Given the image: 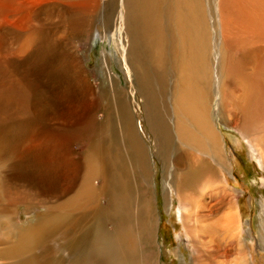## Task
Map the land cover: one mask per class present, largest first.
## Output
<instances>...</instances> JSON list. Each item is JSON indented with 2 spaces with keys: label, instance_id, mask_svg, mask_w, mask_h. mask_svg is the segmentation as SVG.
<instances>
[{
  "label": "bare ground",
  "instance_id": "6f19581e",
  "mask_svg": "<svg viewBox=\"0 0 264 264\" xmlns=\"http://www.w3.org/2000/svg\"><path fill=\"white\" fill-rule=\"evenodd\" d=\"M3 2L0 30L25 14L23 27L1 49V78L4 62L21 63L8 85L1 82L0 157L10 152L11 135L19 134L12 120L23 122L27 111L9 85L37 91L28 83L33 66L69 26L88 36L100 26L98 37L112 47L110 62L119 76L108 75L107 88L95 92L82 61L70 53L77 93L105 100L99 103L108 108L107 134L100 129L83 145L81 163L69 158L60 134L48 135L42 126L27 128L23 141L13 143L26 153L20 159L37 155L48 173L46 166L53 165L58 189L35 187L43 212L24 226L14 219L11 202L0 199V234L8 241L0 264H162L169 251L158 235V178L164 209L174 195L190 264H250L238 197L223 176L229 159L211 101L217 91L216 120L240 132L264 170V0H5V12ZM96 10L100 21L92 25ZM61 12V24L52 22ZM21 35L24 43L17 46ZM22 52L27 54L16 59ZM108 60L103 57L107 72ZM132 97L140 99L134 106ZM60 100L49 93L48 126ZM43 104L36 103L38 113ZM141 111L145 125L136 119ZM260 213L264 220V198Z\"/></svg>",
  "mask_w": 264,
  "mask_h": 264
},
{
  "label": "rangeland",
  "instance_id": "374dc122",
  "mask_svg": "<svg viewBox=\"0 0 264 264\" xmlns=\"http://www.w3.org/2000/svg\"><path fill=\"white\" fill-rule=\"evenodd\" d=\"M121 1L122 0H119V2ZM3 8L5 12L7 10L5 0L3 2ZM24 14L25 13L22 15ZM59 14L63 15L62 12L57 13L52 22L56 21L55 23L61 24L63 16L61 19ZM20 18L18 24L17 22L10 25L8 24L10 27L0 30V55H3L1 53V49L8 45V42L12 39L13 35H17L16 29H21L23 27H21L23 24L22 18ZM99 21L100 20L97 18L96 10V13L91 17L90 23L92 22V25H94V23L98 24ZM62 30L63 27L60 25L57 31L59 32ZM97 30L100 32L102 29L100 26H97ZM99 32L96 31L92 36H88L87 34L76 35V31L71 29L69 26L68 32L64 34L65 37L62 36V41L60 43L58 42V45L55 48L51 47L50 51L44 52L42 56L40 55L42 61L34 64L33 66V75L31 76L33 81L31 78H28V83L32 85L35 84L34 87L37 91L30 92L26 88L19 89L16 84L9 85V91L13 95L17 96L20 104L24 108H27V111L24 110L25 113L23 115L19 113L22 117H25L23 122H20L18 119L12 120V124L15 127L14 132L19 134L17 137L11 135L10 141L12 144H6V147L10 150V152L2 153L0 157V188L2 191V194L0 193V199H8L11 202V205L14 206L13 210L16 214L14 219H16L21 226H24L28 222L32 221L36 214L43 212L42 202L33 197L35 187L44 184L43 186L45 187V190L53 189L55 187L58 189V179L56 180V178L59 176V173L55 171L52 164H48L46 166L47 169L51 170L49 173L46 172L44 167L40 164V160H38L40 158L37 157V155H30L31 160L33 161L19 158L21 157V153L22 157L25 156L26 153L22 152L23 149H21L20 146L17 147V145H13V143L23 141L25 135L27 134V128L33 130L35 128L34 126H42L48 135L55 136L60 134L62 136L61 141L64 144L63 147L68 148L67 153L69 158L72 159V161L75 160L77 163L82 162V156L87 151L83 145H85L86 142L90 143L94 141L97 137L94 136V134L97 131L104 129L103 135L106 136L107 134V129L104 128L105 122L103 121V113H108V108L105 106L101 107L99 103V101L102 103L105 100L101 101L100 98H98V100L89 99L84 95V98L82 99V96H80L81 94L77 93L78 89L73 85L72 75L69 71L70 66L68 65L71 61L70 53H74V55L82 61V65L90 75L89 82L93 85L95 92L100 90L103 91L107 88L106 77L108 75L114 76L116 74L119 76L116 66L113 62L112 64L110 62L112 47L109 46L108 42L101 41L100 37H98ZM25 37L24 35L18 37L21 42L16 45H22ZM13 45L14 44L10 46V50ZM64 48L66 51L64 54L66 55L64 56L63 54L62 57L61 53ZM26 54L27 52L19 53L16 56V59L21 60V58H23ZM103 57L107 60L109 59V73L107 72L106 67L102 66L104 62ZM64 61L66 64H64ZM20 63V61H17L14 64L4 62L3 69L6 72H3L6 75L3 78L0 76V90H2L1 82L8 85L7 81L14 78V75L11 73L15 72ZM62 63L63 65H66V67L63 66ZM23 69L24 66L21 67L22 71ZM118 83L120 87L124 86L123 82L118 81ZM4 84L2 86H4ZM54 89H58L61 92L54 91ZM37 92L39 93V96H36ZM49 93L54 94V99H61L60 103L54 107L57 109V112L59 111L57 117L54 116L51 119L55 123L51 122L50 126H48L49 123L47 124L48 115H52L53 112L48 111V106H46L48 105L47 98H49ZM75 99L78 101H75ZM130 100L132 101V106H134L136 101H139L140 99L132 97ZM39 101L42 102V104L44 103L43 106L45 105V108H42L43 111L41 109L38 113L35 107L36 103ZM219 102L220 96L216 91L211 101L212 118L214 122H217L223 147L230 164V167L228 164V170L223 172V176L238 197V206L242 223V237L244 245L249 253L250 264H264V243H262L261 240L263 229V225L261 224L263 219L260 217V200L264 198V170L261 168L259 159L257 155H255L256 153L251 150L249 144L241 136L240 132L228 125L224 126L217 121L219 118L217 115ZM87 104L89 105L87 106ZM96 110H98L97 113ZM94 116L96 117L94 118ZM136 119L139 124L145 125V116L142 111L138 113ZM57 125H59L60 129L62 128L64 130L61 129V131L58 129V127H56ZM3 126L5 127V123ZM78 134H82L81 136L85 135V137L83 139H77L76 136H78ZM10 146H12L13 150L10 149ZM15 155L18 157H15ZM12 157H15L14 159L17 158L16 161ZM35 158L37 161H35ZM60 159L61 157L59 160ZM158 180L159 178L157 179V184L159 185ZM55 181L56 185L53 187ZM158 185L156 189L159 194V197L156 198L158 201L159 213L158 235L159 241L163 243V247L165 248L164 251H169L166 254L167 256L165 255L166 258L162 256V264H190L189 260L191 259V253L184 241L185 237L178 219L174 195L172 194L171 206L168 205V207L164 209L160 185ZM7 242L8 241H5L3 236L0 234V248H2ZM175 255L177 256L175 257Z\"/></svg>",
  "mask_w": 264,
  "mask_h": 264
}]
</instances>
